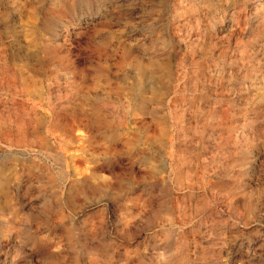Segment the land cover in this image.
Segmentation results:
<instances>
[{"label":"clouds","instance_id":"obj_1","mask_svg":"<svg viewBox=\"0 0 264 264\" xmlns=\"http://www.w3.org/2000/svg\"><path fill=\"white\" fill-rule=\"evenodd\" d=\"M0 264H264V0H0Z\"/></svg>","mask_w":264,"mask_h":264}]
</instances>
